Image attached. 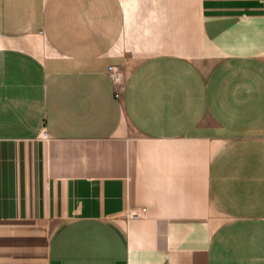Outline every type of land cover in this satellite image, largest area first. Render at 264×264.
I'll return each mask as SVG.
<instances>
[{
	"label": "crops",
	"instance_id": "0c3cea01",
	"mask_svg": "<svg viewBox=\"0 0 264 264\" xmlns=\"http://www.w3.org/2000/svg\"><path fill=\"white\" fill-rule=\"evenodd\" d=\"M0 264H264V0H0Z\"/></svg>",
	"mask_w": 264,
	"mask_h": 264
},
{
	"label": "built area",
	"instance_id": "2783aa9c",
	"mask_svg": "<svg viewBox=\"0 0 264 264\" xmlns=\"http://www.w3.org/2000/svg\"><path fill=\"white\" fill-rule=\"evenodd\" d=\"M107 74L113 84L119 85L121 83L122 74L115 66H109ZM116 97L117 99L120 98V94L118 92L116 93Z\"/></svg>",
	"mask_w": 264,
	"mask_h": 264
},
{
	"label": "rangeland",
	"instance_id": "374dc122",
	"mask_svg": "<svg viewBox=\"0 0 264 264\" xmlns=\"http://www.w3.org/2000/svg\"><path fill=\"white\" fill-rule=\"evenodd\" d=\"M133 59H135V61L137 62V61H139V60H141L143 57H139V56H137V57H132ZM113 66V65H112ZM119 71H120V73L122 74V81H121V83L119 84V85H115V84H113V85H115V86H120V85H122L123 84V81H124V74H123V72L121 71V69L119 68V67H117V66H115ZM110 79V78H109ZM112 82V81H111Z\"/></svg>",
	"mask_w": 264,
	"mask_h": 264
}]
</instances>
